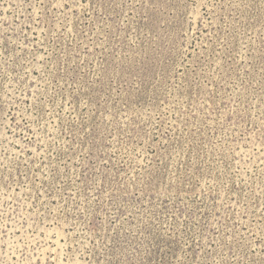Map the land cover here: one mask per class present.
Here are the masks:
<instances>
[{
	"label": "rangeland",
	"instance_id": "1",
	"mask_svg": "<svg viewBox=\"0 0 264 264\" xmlns=\"http://www.w3.org/2000/svg\"><path fill=\"white\" fill-rule=\"evenodd\" d=\"M0 264H264V0H0Z\"/></svg>",
	"mask_w": 264,
	"mask_h": 264
}]
</instances>
